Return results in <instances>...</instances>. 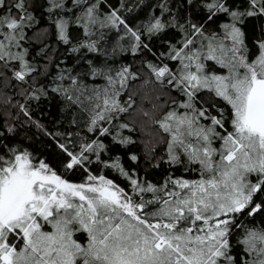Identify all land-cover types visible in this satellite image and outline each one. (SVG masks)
Masks as SVG:
<instances>
[{
	"label": "snow or ice",
	"instance_id": "snow-or-ice-1",
	"mask_svg": "<svg viewBox=\"0 0 264 264\" xmlns=\"http://www.w3.org/2000/svg\"><path fill=\"white\" fill-rule=\"evenodd\" d=\"M47 2L50 12L64 7L62 0ZM84 2L72 0L74 7ZM248 2L249 10L240 12L230 9L227 0H212L206 5L209 20L218 13L231 18L221 25L222 35L204 37L202 25L190 24L191 34L204 39L196 48L189 38L179 49L172 46L169 59L179 61V69L174 72L167 65H149L158 82L175 86L186 97L180 107L188 111H171L157 121L171 136L169 161L179 163L176 153L182 149L191 162L201 166V178L189 181L169 177L161 186L145 185L121 169L133 193H152V199L141 197L136 202L103 176L89 175L88 182L73 184L43 161L34 163L26 150L9 149L0 154V264H264V228H244L237 243L250 258L239 262L232 255L229 240L233 228L242 227L235 223L238 215L253 204L249 216L264 210V203L254 201L264 192V41L258 44L259 55L249 62L244 54V33L238 26L245 16L264 15V0ZM29 6L28 0H14L10 7L6 0H0V11L7 9V14L0 15V28L6 29L0 32V61H19L21 70L14 72L19 80L34 71L24 59L26 49L22 53L11 51L20 46L24 28L34 19ZM161 8L167 10L164 5ZM96 9L97 4L87 6L77 17L86 35L99 21ZM13 10L17 15L11 14ZM99 23L101 27L119 24L126 34L140 41V35L117 15V10ZM55 27L67 42L68 21L59 19ZM165 27L161 19L154 18L146 31L154 34ZM81 46L96 50L95 44ZM203 60L216 61L228 69V74L206 72ZM92 72L104 76L107 86H77L74 95L66 98L88 113L89 131L99 130L104 135L109 129L100 127V122H110L117 113L127 111L117 99V86L122 88L131 73L127 68L115 76L110 70ZM72 84H77L75 79ZM205 89L231 107L232 131L226 135L216 131L217 127L224 128L222 111L219 116L210 115L209 109L195 105L197 93ZM201 119L210 124L201 125ZM217 137L223 141L221 149L212 147ZM59 147L69 157L65 167L72 169L84 164L86 152L97 153L104 145L93 141L82 145L78 154L68 151L64 144ZM217 155L219 159H215ZM252 175L255 183L249 179ZM149 205H157L156 210L146 211ZM45 225H51L52 231H44ZM80 231L87 234L85 244L73 239L74 232ZM10 235L21 239L22 247L9 243Z\"/></svg>",
	"mask_w": 264,
	"mask_h": 264
},
{
	"label": "trees",
	"instance_id": "trees-1",
	"mask_svg": "<svg viewBox=\"0 0 264 264\" xmlns=\"http://www.w3.org/2000/svg\"><path fill=\"white\" fill-rule=\"evenodd\" d=\"M6 2L10 7L14 0ZM28 2L34 19L24 28V39L14 53H22L26 49L24 59L34 71L27 74L24 80H19L14 72L21 70L20 62L0 61V145L3 146L0 154L9 149L26 150L34 163L43 161L62 179L73 184L88 182L89 175L103 176L124 189L136 202H140L141 197L152 199V193H133L131 182L121 169L145 185L161 186L169 177L199 180L201 166L191 162L182 149H177L176 153L179 163L169 161L168 141L171 136L157 123L168 112L183 114L188 111L180 107L186 97L175 86L158 82L149 65H167L177 71L180 62L169 59L168 55L172 46L179 49L189 38L195 42L193 48L199 47L204 37L222 35L221 25L230 22L231 18L218 13L209 20L206 5L212 0H85L78 7L73 6L72 0H62L64 7L51 12L48 11L47 0ZM227 3L230 9L240 12L250 8L248 0H227ZM92 4H97L99 21L117 10V15L140 35V41L126 34L119 24L101 27L99 21L90 27L86 35L83 22L77 17ZM161 5L167 10L163 11ZM4 14H7V9L0 11V15ZM11 14L17 15L15 10ZM154 18L161 19L166 27L161 32L150 34L146 27L154 22ZM59 19L68 21L67 42L60 38L55 27V21ZM190 24L202 25L204 37L192 35ZM238 26L244 33V54L251 62L259 55V42L264 41V15L245 16ZM88 44H95L96 50L90 51L87 46H81ZM203 63L206 72L214 69L219 73L223 68L216 61L203 60ZM124 68L131 75L122 88L117 86L120 91L117 99L127 111L117 113L110 122H100V127L109 129L107 134L101 135L99 130L89 131L88 113L80 104L69 101L67 95H74L73 89L77 86L88 89L106 87V78L93 75V69L110 70L115 76ZM72 79L77 82L75 86ZM64 89L69 91L65 93ZM195 105L209 109L210 115L219 116L222 111L224 128L217 127L216 131L221 136L232 131V110L225 101L205 89L197 93ZM199 123L208 126L210 121L201 119ZM195 139L191 138L193 142ZM93 141L102 143L104 148L97 153L86 152L87 160L83 165L67 169L65 165L69 157L59 145L64 144L68 151L78 154L82 145ZM222 142L218 137L213 138L212 147L221 149ZM133 156L135 160L131 159ZM249 179L253 183L256 181L255 175L249 176ZM254 201L264 203V192L256 195ZM254 206L236 217L235 223L242 227H234L229 237L232 255L238 262L242 258H250L243 246L237 243L244 235V228H264V210L248 215ZM156 207L149 205L146 211H155ZM43 230L52 231L51 225H45ZM73 239L85 244L87 234L74 232ZM9 243L17 245L18 249L23 245V241L13 235L9 236Z\"/></svg>",
	"mask_w": 264,
	"mask_h": 264
},
{
	"label": "rangeland",
	"instance_id": "rangeland-1",
	"mask_svg": "<svg viewBox=\"0 0 264 264\" xmlns=\"http://www.w3.org/2000/svg\"><path fill=\"white\" fill-rule=\"evenodd\" d=\"M0 32H3V30H2V28H0ZM14 50H16L17 51V49H16V47H12V49H11V51L14 53ZM225 67H223V68H221V70H219L218 72L219 73H217L216 71H214V69H212V72L211 71H208V73H210V74H215V75H227L228 74V69L227 68H225ZM223 69V70H222ZM223 144V142L221 143V145Z\"/></svg>",
	"mask_w": 264,
	"mask_h": 264
}]
</instances>
